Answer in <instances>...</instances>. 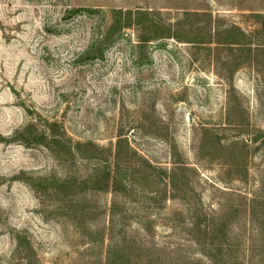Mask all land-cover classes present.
<instances>
[{
	"label": "rangeland",
	"instance_id": "obj_1",
	"mask_svg": "<svg viewBox=\"0 0 264 264\" xmlns=\"http://www.w3.org/2000/svg\"><path fill=\"white\" fill-rule=\"evenodd\" d=\"M0 264H264V0H0Z\"/></svg>",
	"mask_w": 264,
	"mask_h": 264
},
{
	"label": "trees",
	"instance_id": "obj_2",
	"mask_svg": "<svg viewBox=\"0 0 264 264\" xmlns=\"http://www.w3.org/2000/svg\"><path fill=\"white\" fill-rule=\"evenodd\" d=\"M43 135L44 136H49L51 138V140H54L55 142H58V138H56V136L54 135V133L50 132V130H46V132L44 133L43 132ZM121 142V141H119ZM111 183L113 185H115L117 183V177L116 176H112V173L109 169H107V176H106V179H105V185L108 186V185H111Z\"/></svg>",
	"mask_w": 264,
	"mask_h": 264
}]
</instances>
